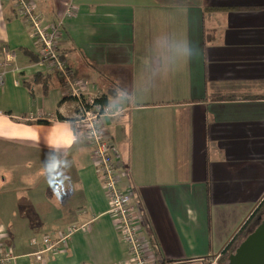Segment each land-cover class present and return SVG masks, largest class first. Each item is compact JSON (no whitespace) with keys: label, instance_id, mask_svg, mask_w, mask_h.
<instances>
[{"label":"crops","instance_id":"0c3cea01","mask_svg":"<svg viewBox=\"0 0 264 264\" xmlns=\"http://www.w3.org/2000/svg\"><path fill=\"white\" fill-rule=\"evenodd\" d=\"M34 1L46 24L61 18L65 0ZM72 2L57 50L116 112L102 129L154 261L219 256L264 200V0ZM4 49L0 241L12 264H39L31 240L81 225L48 264L125 262L74 103L11 0H0V64Z\"/></svg>","mask_w":264,"mask_h":264},{"label":"built area","instance_id":"2783aa9c","mask_svg":"<svg viewBox=\"0 0 264 264\" xmlns=\"http://www.w3.org/2000/svg\"><path fill=\"white\" fill-rule=\"evenodd\" d=\"M11 1L15 11L27 23L34 36L39 47V61L57 75L61 81L65 99L74 103L73 114L69 118L70 123L83 132L108 201V215L126 248V261L111 264H157L152 252L148 250V241L143 237L142 219L132 204V195L120 186L119 160L116 150L102 129V119L115 117L116 112L111 107L97 103L100 98L86 91L84 83L76 77L57 50L60 28L64 19H71L75 15L73 0H65L61 18L56 24L51 25L46 24L38 13L34 0ZM3 55L4 60L0 64L2 69L0 87L4 83L8 63L14 60L13 53L6 49L3 50ZM86 229V225L70 226L54 238L45 236L41 240H31L30 246L38 249L26 257L32 258L39 264H48L53 257L68 249L69 241L75 233ZM16 259L13 252L4 248L0 241V264H12Z\"/></svg>","mask_w":264,"mask_h":264},{"label":"water","instance_id":"95a60500","mask_svg":"<svg viewBox=\"0 0 264 264\" xmlns=\"http://www.w3.org/2000/svg\"><path fill=\"white\" fill-rule=\"evenodd\" d=\"M254 238H257V242L251 244L250 240ZM224 264H264V219L252 235H248L235 247Z\"/></svg>","mask_w":264,"mask_h":264},{"label":"rangeland","instance_id":"374dc122","mask_svg":"<svg viewBox=\"0 0 264 264\" xmlns=\"http://www.w3.org/2000/svg\"><path fill=\"white\" fill-rule=\"evenodd\" d=\"M35 2V1H34ZM36 4V3H35ZM37 7V6H36ZM260 206H259V209L256 211V213L254 214V216L250 219V221L248 222V225L246 226V229H245V235H249L251 234L252 232H255L257 227L259 226L260 224V219L261 217L264 216V202L263 200L260 201ZM225 229V227H224ZM244 237V236H243ZM244 238H242L236 245L235 247L241 242L243 241ZM235 247L232 251V253L234 252L235 250ZM222 258V254H220L218 257L215 258H211L209 261H204V263H183V264H219V261L220 259ZM227 260H225L223 263H225ZM222 263V264H223Z\"/></svg>","mask_w":264,"mask_h":264},{"label":"trees","instance_id":"16d2710c","mask_svg":"<svg viewBox=\"0 0 264 264\" xmlns=\"http://www.w3.org/2000/svg\"><path fill=\"white\" fill-rule=\"evenodd\" d=\"M62 58V57H61ZM63 59V58H62ZM37 78H39V76H36ZM46 88V86H44V89ZM66 100V99H64ZM97 103L101 106H105V99L102 97L99 100H97ZM264 202V200H263ZM261 205V204H260ZM259 209V208H258ZM257 209V210H258ZM248 225V223H247ZM244 226H242V228L232 237V239L230 240V242L224 247V249L222 250L221 254H222V258L219 261V264H222L225 260L228 259V256L232 253L235 245L242 239V238H246L248 235H245V228H243ZM244 229V230H243ZM244 236V237H243ZM210 258H207V261H209ZM227 262V261H226ZM225 262V263H226ZM162 264H172L170 262H164ZM224 264V263H223Z\"/></svg>","mask_w":264,"mask_h":264},{"label":"flooded vegetation","instance_id":"af4514ba","mask_svg":"<svg viewBox=\"0 0 264 264\" xmlns=\"http://www.w3.org/2000/svg\"><path fill=\"white\" fill-rule=\"evenodd\" d=\"M262 221H263V219L261 220V222H262ZM261 222H260L259 226L261 225ZM259 226H258V227H259ZM252 233H253V232H252ZM252 233H251V234H249V236H250V235H252ZM260 233H261V232H260ZM260 233H259V234H260ZM259 234H258V235H259ZM256 239H257V238H254V240H253V239H251V240H250V243H251V244H254V242L256 243V242H257V240H256Z\"/></svg>","mask_w":264,"mask_h":264}]
</instances>
